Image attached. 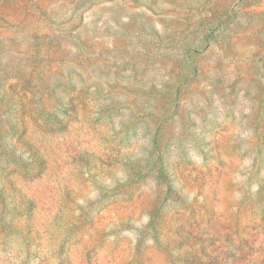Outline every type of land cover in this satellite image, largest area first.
Wrapping results in <instances>:
<instances>
[{
	"label": "rangeland",
	"instance_id": "obj_1",
	"mask_svg": "<svg viewBox=\"0 0 264 264\" xmlns=\"http://www.w3.org/2000/svg\"><path fill=\"white\" fill-rule=\"evenodd\" d=\"M0 264H264V0H0Z\"/></svg>",
	"mask_w": 264,
	"mask_h": 264
}]
</instances>
